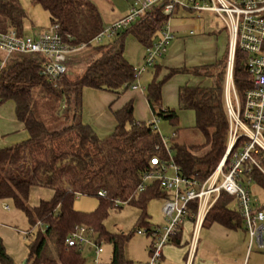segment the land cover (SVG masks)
<instances>
[{"label":"trees","instance_id":"16d2710c","mask_svg":"<svg viewBox=\"0 0 264 264\" xmlns=\"http://www.w3.org/2000/svg\"><path fill=\"white\" fill-rule=\"evenodd\" d=\"M32 2L49 13L50 24H59L61 32L71 37L69 42L73 46L89 44L82 50L92 49V54L86 58L76 77L65 74L56 81H49L41 74L45 62L41 53L13 54L17 58L0 70V101L15 102L16 117L29 135L26 140L0 148V199H10L28 220L27 264H85L82 248L66 243V238L79 223L93 226L98 239L112 245V256L107 264H133L126 256L130 234L110 231L104 221L110 209L133 204L140 209L139 221L146 225V230H151L147 204L152 198L165 196L166 192L157 179L148 181L144 190L137 192V189L142 176L153 169L151 158L155 155L178 165L180 174L201 182L217 168L226 153L230 131L225 103L228 52L211 64L193 68L170 67L162 78L156 75L148 84V103L156 119H167L173 126L172 137L168 139L161 135L155 121H138L133 114V102L129 101L114 111L116 127L110 135L102 138L83 120L84 89L110 91L117 96L131 89L136 82V67L125 55V37L132 34L140 43L150 46L168 17L160 10L150 12L117 31L110 43L92 46V40L105 27L93 0ZM26 18L27 13L19 0H1L0 30L15 27L19 32H25ZM246 57L237 49L234 79L241 94L252 85ZM181 73L212 77L213 84L185 83L178 89V108L165 106L163 86L171 77ZM36 90L63 99L60 112L63 123L60 126L50 128L39 117ZM178 110L194 112V127L202 133V142L186 143L177 139L181 129ZM244 140H239L236 150ZM256 157L261 168L251 165L250 175L253 182L264 188V153ZM34 186L51 188L54 192L52 198L31 206L29 197ZM99 190H105L106 196H100ZM78 195L98 197L97 208L89 212L76 209L74 201ZM116 200L123 203L116 205ZM233 203V196L221 192L203 225L219 223L232 230L243 227V216ZM192 211H196L195 205H192ZM180 235L181 230L171 241L179 245ZM0 263L17 264L7 253L1 237Z\"/></svg>","mask_w":264,"mask_h":264},{"label":"built area","instance_id":"2783aa9c","mask_svg":"<svg viewBox=\"0 0 264 264\" xmlns=\"http://www.w3.org/2000/svg\"><path fill=\"white\" fill-rule=\"evenodd\" d=\"M126 1L129 4L127 13L105 26L94 39L99 42L104 35L113 37L117 31L156 10L168 17L159 36L152 45L147 46L143 64L135 68L136 82L131 85V89L140 87L138 81L142 73L163 58L176 38V32L170 27V19L181 7L217 13L225 21L229 32L225 103L230 131L226 153L217 168L203 182L180 174L178 165L172 161H165L157 155L151 158L153 169L142 176L137 192L145 189L152 176L156 177L166 192L160 199L162 215L168 224L163 231L151 228L153 242L148 264L157 263L165 244L171 241L188 220L193 222L195 233L189 249L192 257L205 217L223 191L234 197L236 207L243 216L244 227L250 236V246L256 240L258 246L264 248V211L253 206L249 189V184L253 182L250 166L260 167L256 155L264 153V0H189V6L181 0ZM70 38L61 32L59 24L36 30L33 34L21 33L15 27L0 30V53L3 55L0 59V70L6 65V59L13 54L41 53L45 57L41 74L49 81H56L68 74L71 55L89 46H73L69 42ZM237 49L246 54V66L252 76V85L243 94L239 92L234 79ZM155 120L156 118L153 121ZM241 138L245 140L236 150ZM98 194L106 196L107 192L99 190ZM115 203L118 205L123 202L116 200ZM192 205L196 206L195 212L192 211ZM137 231L143 234L140 229ZM101 242L95 228L83 223L76 224L66 238L68 246L93 247L94 264H99Z\"/></svg>","mask_w":264,"mask_h":264},{"label":"rangeland","instance_id":"374dc122","mask_svg":"<svg viewBox=\"0 0 264 264\" xmlns=\"http://www.w3.org/2000/svg\"><path fill=\"white\" fill-rule=\"evenodd\" d=\"M23 8L27 13V18L24 21L25 33L33 34L36 30H42L48 28L50 24L49 13L39 4H35L32 0H19ZM98 6L105 26L112 24L114 21L119 19L129 10V4L126 0H93ZM185 5L189 6V0H181ZM1 2V0H0ZM197 27L195 32L206 33L210 30V64L216 59H220L223 55L228 52L227 44V28L225 21L217 13L213 11H198L190 10L185 7H181L176 10L171 16L170 27L175 30L179 26H185L187 30L191 29L193 26ZM200 25V26H199ZM221 32V33H219ZM114 37H109L104 35L100 41L97 39L92 41V46L103 45L113 41ZM139 44L132 34H128L125 37V54L135 55L136 59L139 57ZM198 49H201L200 45H197ZM92 54V49L81 50L75 52L71 55L69 61V72L68 76L76 77L84 66L86 58ZM3 57L1 54L0 59ZM17 58V56H10L6 59V64L12 59ZM228 63V59H227ZM227 63H225V70H227ZM154 68H149L144 71L141 75L139 85H143L145 81H151L153 78ZM226 75V72H225ZM188 81H195L193 76H188ZM171 80V79H170ZM168 80L166 83H168ZM174 80V79H173ZM209 79L202 80L200 83L204 85L207 84ZM147 82V83H148ZM165 83V84H166ZM213 84V78L210 77V85ZM86 93V100L94 102L92 99L95 98L92 94ZM35 102L37 107L38 115L43 119L50 128H56L63 123L61 116V110L63 107V99L52 97L51 95H45L42 91H35ZM170 107L174 108L175 100H169ZM93 108L91 110L93 115H97L101 118L103 111L99 108L96 102L92 103ZM8 106V105H7ZM177 109V108H176ZM100 111V112H99ZM105 112L106 109H104ZM179 126L180 131L177 133L178 140L186 143H200L204 140L202 133L194 127L195 125V114L192 110H182L179 111ZM155 124L161 133L166 138L172 137L175 129L170 124L167 119H156ZM18 132V131H17ZM173 156V154H172ZM156 177L152 176L150 182L155 180ZM249 189L251 191V198L254 201L253 206L257 208H262L264 210V188L255 182L249 184ZM42 190L43 192H50L48 188L35 189ZM32 199L35 198L37 202L39 199L36 197V191L33 192ZM30 199V198H29ZM10 200V199H9ZM7 200V202L13 205L12 201ZM34 201V200H33ZM99 204V198L90 195H78L74 201V207L80 211H93L97 208ZM233 207L235 204H232ZM147 220L150 223L151 228L159 229L163 231L165 226H167V221L162 215V201L160 198H152L147 204ZM140 209L133 204H124L121 208H112L109 210L108 217L104 221L105 226L108 230L113 232H124L130 234V237L126 245V256L133 261V264H148L151 260V245L153 242V237L150 231L146 230V225L141 223L140 220ZM202 228V227H201ZM200 228V230H201ZM205 228V227H204ZM137 229H140L143 234L138 233ZM193 222L185 221L183 225L182 240L180 246H173L172 242H168L165 246H171L172 253H170V258L167 259L165 264H178L177 260L181 254L180 250L182 248L188 247V243L191 242L193 235ZM200 232V231H199ZM217 235V234H216ZM198 234V238H199ZM247 245L250 242V236L247 234ZM198 242V239H197ZM173 246V247H172ZM113 247L108 241L102 240L101 251L99 254V264H107L112 256ZM264 254V248H259L257 241L255 240L252 245L251 252L249 256L253 257L256 253ZM82 253L85 258V264H94L93 259L95 253L89 248V246H84L82 248ZM241 251L239 247H228L225 251V258L234 264V261L240 255ZM252 254V255H251ZM162 257L158 259L156 264H162ZM239 262V261H238ZM194 264H197L196 261Z\"/></svg>","mask_w":264,"mask_h":264},{"label":"crops","instance_id":"0c3cea01","mask_svg":"<svg viewBox=\"0 0 264 264\" xmlns=\"http://www.w3.org/2000/svg\"><path fill=\"white\" fill-rule=\"evenodd\" d=\"M196 28L197 27L194 25L191 29L187 30L185 26H179L174 30L176 32V38L171 42L163 58L157 61V64L154 68L153 78L156 75L158 78H162L165 74H167L170 67L186 66L193 68L195 66L210 64V30L206 33L204 32L198 34L195 32ZM227 34V44L229 45L228 30ZM137 42L140 46L138 59H136L135 55L133 56L130 53L125 54L127 59L136 68L143 64L147 48V45L140 43L138 40ZM197 45H200L201 49H198ZM217 60L218 59L211 63H214ZM188 76H193L195 81H188ZM204 78L209 79L207 84H210V78ZM204 78L187 73L176 74L171 77V80L169 79L170 81L163 86L162 96L164 105L170 106L169 100H173L174 98V108H178L179 87L185 83L198 84L202 80L204 81ZM151 81H145L143 82L144 84L140 85L139 88L129 89L120 96H117L110 91L94 89L90 87L85 88L83 91L84 122L92 126V128L98 133L100 137H106L114 131L117 124L114 111L121 108L129 101L133 102V114L138 121H153L156 117L146 97V89ZM87 91H89L88 93L95 97L92 100L96 102L99 108L103 111V116L101 118H98L97 115L92 114V103L94 102H90L89 99L86 100ZM104 109H106L107 112H105ZM28 136L29 135L24 127V124L16 117L15 102L13 100L5 102L0 101V148L11 146L26 140ZM42 188L44 189L48 187L34 186L31 188L29 197V203L31 206L38 205L43 199L48 200L52 198L54 192L51 188H48L50 189V192L46 193L42 190H35ZM34 191H36V196H40L36 197L39 199L37 202L35 201V198L31 201ZM7 200L9 199H0V237L2 238L7 253L17 264H22L25 260L28 261L27 258L29 249L26 242L28 220L22 211L17 209L14 205L9 204ZM234 204L236 207L235 200ZM182 232L183 227L181 229L180 240H182ZM198 234L200 237L198 238L196 250L193 256H190L189 242L188 247L182 248V250H180L181 254L177 260L178 264H194L195 261L197 264H233L224 257L225 251L231 246L239 247L241 251V256L235 259L234 264H264V254L261 252L256 253L253 257L249 256L247 259L253 244L250 246L249 242V245H247L246 236L247 234L249 235V233L244 226L232 230L219 223L205 224L202 225V228ZM172 245L177 247L180 246L181 243L178 245L172 242ZM89 248L93 251L91 247ZM172 251L173 250L171 246L163 247L161 256L163 261L162 264H165L167 259L171 257L170 253H172Z\"/></svg>","mask_w":264,"mask_h":264},{"label":"water","instance_id":"95a60500","mask_svg":"<svg viewBox=\"0 0 264 264\" xmlns=\"http://www.w3.org/2000/svg\"><path fill=\"white\" fill-rule=\"evenodd\" d=\"M27 263V260H25L22 264H26Z\"/></svg>","mask_w":264,"mask_h":264}]
</instances>
